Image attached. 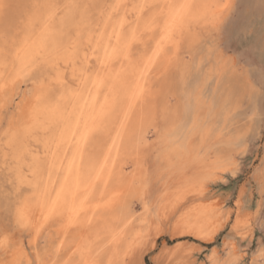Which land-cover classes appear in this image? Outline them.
Returning a JSON list of instances; mask_svg holds the SVG:
<instances>
[{
    "label": "snow or ice",
    "instance_id": "6c2138e0",
    "mask_svg": "<svg viewBox=\"0 0 264 264\" xmlns=\"http://www.w3.org/2000/svg\"><path fill=\"white\" fill-rule=\"evenodd\" d=\"M10 7L0 3V9ZM26 7L29 25L23 38L7 16L0 27V132L6 174L0 184V254L9 257L0 264H148L140 257L153 248V230L157 234L160 231L158 215L151 222L145 218L155 188L145 179L125 191V177L112 159L116 142L127 136L134 148L146 155L153 149L164 152L177 140L207 143L210 151L224 152L231 165L228 174L236 175L257 116L264 133V33L259 42L261 64L258 71H248L242 100L224 79L214 81L215 93H206L203 70L194 63L181 64L177 55L181 48L199 46L217 35L221 40L230 38L222 17L217 15L218 4L191 0H110L103 4L38 0ZM96 16L99 21L93 24ZM54 19L74 21L77 39L66 46L52 40L50 23ZM37 26L38 31H33ZM84 36L86 43L80 39ZM89 52L95 56L94 64L88 63ZM134 60L142 66L139 78L143 83L121 95L123 67ZM65 64L73 66V79L79 80L80 87L93 85L96 96L88 90L93 103L87 115L83 109L78 114L61 115L62 127L58 137H53L55 151L48 161L37 157L28 145L40 130L37 125L59 107L54 101L66 87L60 72ZM77 65L79 75L75 74ZM151 70L159 71L172 84L184 83L185 88L177 97L175 109L157 110L151 122L156 139L149 143L143 134V112L151 105L153 89L146 77ZM25 81L31 87L22 98L18 88ZM21 105L27 107L18 115L14 110ZM43 130L50 133L52 128ZM57 152L61 153L58 161ZM48 155L46 152L45 157ZM258 186L260 210L254 220L245 215L248 192L243 188L227 198L232 209L226 208L220 220L227 219L233 235L239 234L245 245L252 229L258 228L259 245L253 242L245 250L229 241L223 250L212 249L203 264H264V163ZM25 192L29 195L24 196ZM135 201L144 211L132 215L130 202ZM113 211L119 212L123 227L110 230L105 242H96L98 234L96 240L81 234L92 228L94 219ZM129 216L139 221L140 231H134L137 225L129 227ZM54 225L59 232L52 231ZM20 228L31 230L37 238L28 252L14 239ZM203 232L200 240L215 235L207 229ZM195 251L188 245L156 248L149 253L155 257L150 264H200L191 258Z\"/></svg>",
    "mask_w": 264,
    "mask_h": 264
},
{
    "label": "rangeland",
    "instance_id": "374dc122",
    "mask_svg": "<svg viewBox=\"0 0 264 264\" xmlns=\"http://www.w3.org/2000/svg\"><path fill=\"white\" fill-rule=\"evenodd\" d=\"M33 1L24 0L25 3H20L18 0H8L7 4L12 7L5 11L9 10L11 15L8 12V16L4 15L3 18L6 16L8 19L16 18L21 13L25 14L24 11L28 9L25 6L34 3ZM60 1L64 3V0H58ZM18 3L23 6H18ZM24 16L19 20L23 21ZM221 17L223 27L230 38L221 40L217 35L199 46L181 48L179 62L188 65L194 63L198 70H203L201 79L206 80L204 84L206 93H215L217 84L214 81L224 79L243 100L247 73L250 69L258 71L261 64L259 42L264 33V0H231ZM1 25L3 27L4 24ZM157 82L156 89L160 99L156 104L159 112L162 113L167 108L175 109L177 97L184 91L185 84L179 82L172 84L162 76ZM22 87L21 93L24 94L31 85L25 81L22 82ZM14 111L19 115L21 108ZM148 136L149 143L156 139L155 128H151ZM247 148L248 151L241 157L242 165L234 176L228 174L231 165L224 152L210 151L207 143L177 140L167 146L164 152L153 149L146 155L142 150L139 151L138 157L141 155L139 158L144 170V179L149 182L150 187L155 188L145 218L151 222L158 215L160 224L159 233L154 230L152 232L153 248L146 250L140 257L141 260L147 259L150 264L155 257L149 253L156 248L174 249L179 245H188L196 250L191 258L203 264L212 249L223 250L229 241L235 243L238 249L243 247L245 250L250 248L253 242L259 245L258 228L252 229V235L245 245L239 234L233 235L228 220L225 219L223 222L220 220L226 208L229 211L232 209L227 198L238 194L242 188L248 192V211L245 215L251 216L254 220L259 214L261 192L258 181L260 166L264 163V133L261 132L258 116L252 140ZM129 164L134 169V164L132 162ZM5 175L3 151L0 149V184ZM209 175L211 178L205 180L204 177ZM134 206L137 214L144 211L139 201H135ZM198 207L207 214L204 221L206 229L215 232L212 239L200 240L199 234H193L197 231L190 232L187 227L188 218L184 216L190 215L189 218L194 219ZM137 223L139 225V221ZM177 227L181 229L179 233L176 231ZM57 228L58 226L54 225L53 232ZM33 236L31 230L20 228L14 239L18 243L23 241L28 249H31ZM2 256L0 254V261Z\"/></svg>",
    "mask_w": 264,
    "mask_h": 264
},
{
    "label": "bare ground",
    "instance_id": "6f19581e",
    "mask_svg": "<svg viewBox=\"0 0 264 264\" xmlns=\"http://www.w3.org/2000/svg\"><path fill=\"white\" fill-rule=\"evenodd\" d=\"M8 0H0V3H6L7 4ZM33 1V0H32ZM231 0H191L192 3L196 4H201V3H209V4H218L221 7L217 9V15L222 16L225 7L224 5L229 4ZM18 2H20L18 0ZM34 3L38 2V0L33 1ZM61 2V1H60ZM64 2H68V0H64ZM91 3H108L110 0H90ZM11 3V2H10ZM20 3H25L24 0H22ZM29 3V1H28ZM32 3V2H31ZM30 3V4H31ZM14 4V2H13ZM17 5V4H16ZM22 5V4H20ZM18 3V6H20ZM26 5V4H25ZM23 6V5H22ZM12 7V6H11ZM26 7V6H25ZM24 7V9H25ZM19 8V7H18ZM17 8V9H18ZM11 10V9H10ZM26 10V9H25ZM22 11V10H21ZM24 11V10H23ZM4 9H0V27H2L3 18L4 15L8 16L10 11L6 12ZM13 12V10H12ZM15 12V11H14ZM20 12V11H19ZM18 12V13H19ZM25 14L21 13L18 15V17L9 18L10 22L13 24L14 22H17L14 24L15 28L17 29L18 35L23 38L27 34V29L29 25V10L27 9L24 11ZM16 13V14H18ZM25 15V16H24ZM16 16V15H15ZM21 16H24L23 21L19 20ZM22 19V18H21ZM20 22H19V21ZM99 21V17L96 16L94 17L92 23L95 24ZM50 28L52 30V36L51 39L54 40L55 42L61 44V45H68L70 42L74 41L77 39L76 37V29L74 27V21H65L61 22L59 19H54L50 23ZM33 31H38V26L37 29H34ZM81 31H84L81 29ZM108 31H111V29H108ZM81 40H83L85 43L87 41V37H81ZM181 50V49H180ZM180 51L177 53L179 56ZM102 55V53H100ZM95 62V56L89 52V64H94ZM117 69L119 70L120 66H116ZM142 66L138 65L136 61L134 60L132 64H125L123 67V73H124V79L122 82V92L121 95H124L125 93H130L133 89L136 88L137 83H143L140 81L139 78V73L141 71ZM60 72L63 74V79L66 81V87L61 89V92L57 93V96L55 98L54 103H58L59 107L55 111L51 112L49 115H47L42 122H40L37 126L40 129L35 137L30 143L29 147L32 149V151L35 153L37 157H40L42 159H46L48 161L52 160L51 153L55 151V145L53 143V137L57 136L60 128L62 127V123L60 120V117L62 114L66 112H75L79 113L81 109L85 112L87 115L89 111V106L93 103V100L89 96V91L91 90V96L95 97L96 96V90L93 88V85L91 83L87 84L84 87H80L79 85V80L74 81L73 76H74V71H73V66L70 64H65L63 67L60 68ZM76 75H79V66H76ZM146 77L148 80V86H150L153 89V94L151 98V105L146 106L143 112V119H144V126H143V134L145 137V140L148 141V134L150 133L151 128H154L151 126L152 120L155 118L158 107L156 102L160 99L158 97V92L156 89V83L161 77V73L157 70H151L148 73H146ZM94 79V77H93ZM162 79V78H161ZM22 83L19 85L18 91L23 98L26 93L22 94ZM160 89V88H159ZM105 89L103 87L100 88V92L103 93ZM161 91V90H160ZM101 100L103 99V96L101 95L99 97ZM87 101V105L86 102ZM159 105V103H158ZM26 105H21V112L19 115L23 114L24 109L26 108ZM51 126L52 131L50 133H46L43 129ZM153 131V129H152ZM114 135V134H113ZM3 133L0 132V149L4 151L3 148ZM109 145L111 144V141L108 142ZM48 153L49 155L45 157V153ZM118 152V154H117ZM139 151L136 150L133 146V144L129 141L128 137L125 136V139L123 141H117L116 142V147L113 150L112 154V159L115 161L116 168L118 171L122 172L124 177H125V191H127L130 187L133 185H139L144 179V170L141 167L140 162V156L138 157ZM141 154V153H140ZM61 158V153L57 152V161ZM134 164V169L131 167L129 163ZM59 166V164H57ZM52 179L55 180L56 176L55 173H53ZM29 193L25 192L24 196H28ZM199 208V207H198ZM134 206V202H130V207L129 211L132 213V215H137ZM212 212V211H211ZM210 212V213H211ZM193 214V213H192ZM196 214V213H195ZM38 215V213H37ZM206 213H204L200 208L198 209L197 214L195 215L194 219H190L189 216L187 215L184 216V218H188V229L190 232L197 231L199 235L204 234L203 230L206 229V223H204L206 219ZM216 216V215H214ZM212 217V214H211ZM129 220L132 221V224L129 225L131 228L132 225H137V227L134 229V231H139L138 229V220H133L132 216L128 217ZM117 227H123V224L120 223L119 219V212L118 211H113L109 213L106 216L101 217L99 220L94 219L93 220V226L91 229H87L86 231L82 232V235H90V237L93 240H96L97 234L99 235L100 239L96 240L97 243H103L105 242L104 238L107 236L108 232L110 230H114ZM29 230V229H28ZM53 231V230H52ZM60 229L59 227L54 230V232H59ZM33 239L30 244V247L32 248L36 243H37V238L35 237V234L33 233ZM71 235V234H70ZM70 238V237H69ZM61 239H64V237L61 235ZM59 242V241H57ZM21 248H23L26 252H28V246L23 243V241L18 243ZM3 255V254H2ZM6 259V257L3 255L1 257V261Z\"/></svg>",
    "mask_w": 264,
    "mask_h": 264
}]
</instances>
